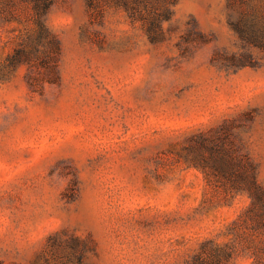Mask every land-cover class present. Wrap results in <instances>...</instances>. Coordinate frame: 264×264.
<instances>
[{"label":"rangeland","instance_id":"obj_1","mask_svg":"<svg viewBox=\"0 0 264 264\" xmlns=\"http://www.w3.org/2000/svg\"><path fill=\"white\" fill-rule=\"evenodd\" d=\"M235 16L177 0L149 34L109 0H0V264H264V217L231 187L254 172L264 204V51ZM39 19L51 83L11 62Z\"/></svg>","mask_w":264,"mask_h":264},{"label":"trees","instance_id":"obj_2","mask_svg":"<svg viewBox=\"0 0 264 264\" xmlns=\"http://www.w3.org/2000/svg\"><path fill=\"white\" fill-rule=\"evenodd\" d=\"M89 1L90 4L95 3V0ZM109 1L110 3L124 8L132 15L138 13L139 19L146 25L149 34L154 32L153 30L158 26L160 20H168L170 18L171 7L177 3V0ZM227 4L232 11L236 12V16L233 18L231 17L229 20V26L237 38L247 46L264 51V0H227ZM38 23L42 32H40V37L35 46L19 49L11 58V62L19 63L22 61V57H25V61H28L27 63H29V61L33 62V59L39 60L44 67L48 69L51 77H54L52 80H47L51 83L56 79L59 44L58 41L45 30L43 20L39 19ZM41 39L42 41L46 40V43H42ZM40 45L42 46L40 47ZM32 53H35L34 58L31 56ZM29 85L33 87L31 82H29ZM206 160V158H203V164L200 166L205 172L207 171V167H209V162ZM208 169L212 171V174H215L214 172L219 169L214 156L212 159V166ZM206 174L209 175L210 173L206 172ZM231 187L237 191H249L253 199V207H258L261 217H264L263 197L260 188L258 190L259 186L254 172H241L236 174L234 180L231 181Z\"/></svg>","mask_w":264,"mask_h":264}]
</instances>
